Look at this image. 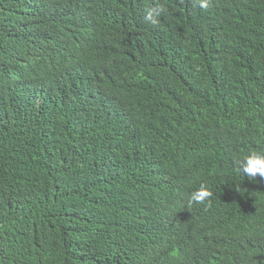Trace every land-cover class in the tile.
Instances as JSON below:
<instances>
[{"label": "trees", "instance_id": "1", "mask_svg": "<svg viewBox=\"0 0 264 264\" xmlns=\"http://www.w3.org/2000/svg\"><path fill=\"white\" fill-rule=\"evenodd\" d=\"M252 151L264 0H0V264H264Z\"/></svg>", "mask_w": 264, "mask_h": 264}, {"label": "clouds", "instance_id": "2", "mask_svg": "<svg viewBox=\"0 0 264 264\" xmlns=\"http://www.w3.org/2000/svg\"><path fill=\"white\" fill-rule=\"evenodd\" d=\"M208 0H199V7L206 9ZM165 9L163 6H155L146 9L144 20L152 25H156L162 17ZM237 169L243 177L255 182L257 174L264 178V151H252L236 162ZM212 195L211 191L204 184L190 194V204H204Z\"/></svg>", "mask_w": 264, "mask_h": 264}]
</instances>
